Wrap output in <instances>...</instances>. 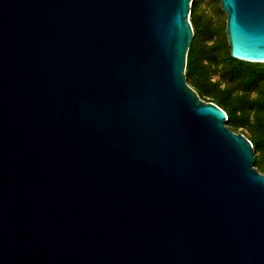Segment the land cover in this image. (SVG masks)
Masks as SVG:
<instances>
[{
  "label": "water",
  "instance_id": "water-1",
  "mask_svg": "<svg viewBox=\"0 0 264 264\" xmlns=\"http://www.w3.org/2000/svg\"><path fill=\"white\" fill-rule=\"evenodd\" d=\"M264 63V0H216ZM191 0H0V264H264L250 142L184 80Z\"/></svg>",
  "mask_w": 264,
  "mask_h": 264
},
{
  "label": "trees",
  "instance_id": "trees-1",
  "mask_svg": "<svg viewBox=\"0 0 264 264\" xmlns=\"http://www.w3.org/2000/svg\"><path fill=\"white\" fill-rule=\"evenodd\" d=\"M189 22L193 34L185 57V83L200 101L212 103L225 113L224 125L231 132L243 135L250 142L252 166L261 174L264 171V63L232 59L223 33L224 24L215 25L210 18L200 19L191 13Z\"/></svg>",
  "mask_w": 264,
  "mask_h": 264
},
{
  "label": "rangeland",
  "instance_id": "rangeland-1",
  "mask_svg": "<svg viewBox=\"0 0 264 264\" xmlns=\"http://www.w3.org/2000/svg\"><path fill=\"white\" fill-rule=\"evenodd\" d=\"M218 8L220 12H217ZM189 11L200 19L210 18L215 25L222 23L225 27L226 16L221 11L218 1L215 3V0H191ZM191 33L193 34L192 31ZM213 79H216V76ZM261 174L264 175V171Z\"/></svg>",
  "mask_w": 264,
  "mask_h": 264
}]
</instances>
